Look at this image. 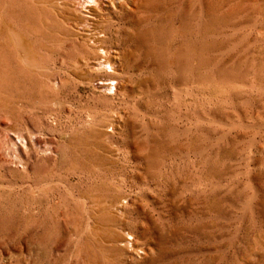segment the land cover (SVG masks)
<instances>
[{
	"label": "rangeland",
	"instance_id": "rangeland-1",
	"mask_svg": "<svg viewBox=\"0 0 264 264\" xmlns=\"http://www.w3.org/2000/svg\"><path fill=\"white\" fill-rule=\"evenodd\" d=\"M132 3L103 93L82 23L0 0V264H264V0Z\"/></svg>",
	"mask_w": 264,
	"mask_h": 264
},
{
	"label": "bare ground",
	"instance_id": "bare-ground-1",
	"mask_svg": "<svg viewBox=\"0 0 264 264\" xmlns=\"http://www.w3.org/2000/svg\"><path fill=\"white\" fill-rule=\"evenodd\" d=\"M39 1L43 7H51L59 11L66 20H72L74 23L79 24L82 23L83 27L79 31L81 35L80 47L78 49L80 59L76 61V65L77 68L83 69L90 74L87 78L88 82L94 84L95 88L104 91L103 93L109 92L116 83H120V80L124 77L121 62L122 50L119 47L104 46L105 41L109 38L110 30L97 25L96 21L100 19L104 21L110 20L113 18L114 12L119 11L122 5L128 4L129 2L132 3L134 0H83L82 2L80 0ZM106 67L109 68L108 71H105ZM32 137L34 138L30 134L29 139ZM24 156V159L29 160V154ZM21 157L19 155L18 159L22 160L23 157ZM6 161L5 159L2 160L5 163ZM24 162L26 164V161ZM133 240L132 236H128L116 242L120 243V245L129 246L130 250L135 251L136 254L144 253L143 248L137 246Z\"/></svg>",
	"mask_w": 264,
	"mask_h": 264
}]
</instances>
